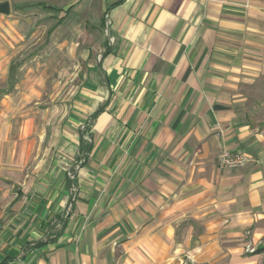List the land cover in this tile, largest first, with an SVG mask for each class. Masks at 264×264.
Here are the masks:
<instances>
[{"label": "crops", "instance_id": "crops-1", "mask_svg": "<svg viewBox=\"0 0 264 264\" xmlns=\"http://www.w3.org/2000/svg\"><path fill=\"white\" fill-rule=\"evenodd\" d=\"M9 1L90 29L47 143L0 146V264H261L264 0Z\"/></svg>", "mask_w": 264, "mask_h": 264}, {"label": "rangeland", "instance_id": "rangeland-1", "mask_svg": "<svg viewBox=\"0 0 264 264\" xmlns=\"http://www.w3.org/2000/svg\"><path fill=\"white\" fill-rule=\"evenodd\" d=\"M36 1L14 0L19 4ZM45 2L67 6L71 0ZM67 8L64 22L50 36L47 31L56 23L57 12L51 14L48 10L36 7L31 10L17 9L11 12L12 18H9L10 15L0 18L1 147H10L14 142L18 146L23 142H31L32 146L47 143L43 131L60 125L59 118L70 105L73 87L78 79L75 67L82 60L79 55L82 47L75 51L72 43L87 41L90 22L85 25L82 21L84 17L78 20L72 6ZM95 10L100 13L99 9ZM105 19L102 36L108 35L107 25L110 24V17ZM11 64L15 66V72L13 79L9 80L8 69ZM251 95V111L255 112L256 118L254 121L259 130L264 132L263 87L252 89ZM86 127L87 124L83 128ZM25 129L32 131L27 138H23ZM33 156L34 151H31L29 163L34 159ZM69 175H74L72 169ZM263 261L261 264H264Z\"/></svg>", "mask_w": 264, "mask_h": 264}, {"label": "built area", "instance_id": "built-area-1", "mask_svg": "<svg viewBox=\"0 0 264 264\" xmlns=\"http://www.w3.org/2000/svg\"><path fill=\"white\" fill-rule=\"evenodd\" d=\"M249 155L243 151L224 150L217 156V164L220 169H233L243 166L249 160ZM73 177V175L71 176ZM1 233V225H0Z\"/></svg>", "mask_w": 264, "mask_h": 264}, {"label": "water", "instance_id": "water-1", "mask_svg": "<svg viewBox=\"0 0 264 264\" xmlns=\"http://www.w3.org/2000/svg\"><path fill=\"white\" fill-rule=\"evenodd\" d=\"M12 12L11 3L9 0L0 1V14L9 16Z\"/></svg>", "mask_w": 264, "mask_h": 264}, {"label": "trees", "instance_id": "trees-1", "mask_svg": "<svg viewBox=\"0 0 264 264\" xmlns=\"http://www.w3.org/2000/svg\"><path fill=\"white\" fill-rule=\"evenodd\" d=\"M14 72H15V66L12 64L11 66V70H10V77L12 78V76L14 75ZM101 109L98 110V112L100 111ZM90 148V147H89Z\"/></svg>", "mask_w": 264, "mask_h": 264}]
</instances>
